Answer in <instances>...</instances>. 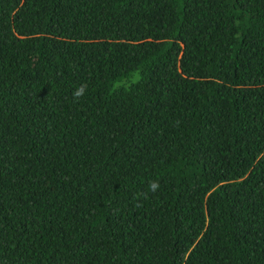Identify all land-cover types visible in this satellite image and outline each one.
I'll return each instance as SVG.
<instances>
[{
    "label": "trees",
    "instance_id": "1",
    "mask_svg": "<svg viewBox=\"0 0 264 264\" xmlns=\"http://www.w3.org/2000/svg\"><path fill=\"white\" fill-rule=\"evenodd\" d=\"M0 264H264V0H0Z\"/></svg>",
    "mask_w": 264,
    "mask_h": 264
},
{
    "label": "clouds",
    "instance_id": "2",
    "mask_svg": "<svg viewBox=\"0 0 264 264\" xmlns=\"http://www.w3.org/2000/svg\"><path fill=\"white\" fill-rule=\"evenodd\" d=\"M87 92V85L82 84L78 88L75 89L73 92V97L76 99L77 102L86 95ZM160 184L158 180H154L149 184V188L151 191L155 192L159 189Z\"/></svg>",
    "mask_w": 264,
    "mask_h": 264
}]
</instances>
